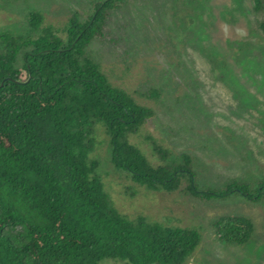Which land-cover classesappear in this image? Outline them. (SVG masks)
I'll return each instance as SVG.
<instances>
[{
	"label": "rangeland",
	"instance_id": "rangeland-1",
	"mask_svg": "<svg viewBox=\"0 0 264 264\" xmlns=\"http://www.w3.org/2000/svg\"><path fill=\"white\" fill-rule=\"evenodd\" d=\"M100 0H0V34L37 35L29 14H44L40 27L58 30L78 12L81 20ZM253 0H127L110 12L105 34L86 48L109 82L154 116L125 139L154 166L192 157L202 189L224 191L233 182L255 192L264 180V34ZM89 162L97 164L115 209L174 228L199 231L202 243L187 264H264V197L236 192L202 201L181 189L154 190L136 182L112 161V137L97 122ZM168 152L167 162L156 146ZM245 216L254 224L251 240L226 244L213 223ZM99 264H131L107 259Z\"/></svg>",
	"mask_w": 264,
	"mask_h": 264
},
{
	"label": "trees",
	"instance_id": "trees-1",
	"mask_svg": "<svg viewBox=\"0 0 264 264\" xmlns=\"http://www.w3.org/2000/svg\"><path fill=\"white\" fill-rule=\"evenodd\" d=\"M126 1L100 0L85 20L73 13L63 37L48 27L40 34L45 16L38 11L28 18L37 35L0 34V264H187L199 248L195 229L132 220L115 209L89 162L97 122L112 137L114 165L150 189L176 192L186 181V191L202 201L236 192L264 197V180L255 192L240 182L202 189L191 156L154 166L125 139L154 112L114 87L86 48ZM253 2L264 34V0ZM156 152L167 162L163 147ZM213 228L226 244H246L254 232L245 216L221 217Z\"/></svg>",
	"mask_w": 264,
	"mask_h": 264
}]
</instances>
